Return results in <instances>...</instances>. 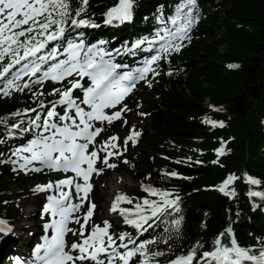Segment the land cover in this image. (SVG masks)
<instances>
[{
    "label": "snow or ice",
    "instance_id": "obj_1",
    "mask_svg": "<svg viewBox=\"0 0 264 264\" xmlns=\"http://www.w3.org/2000/svg\"><path fill=\"white\" fill-rule=\"evenodd\" d=\"M134 2L135 0H118V3L108 7L102 14L103 24L131 22ZM89 8L90 0H0V95L7 97L13 91L23 93L28 89L35 97L34 102L43 110L38 112L36 108L24 109L25 115L35 113L24 127H21L23 120L11 125L0 120L10 137L27 132L35 134L26 146L17 147L7 160L0 163L10 162L14 172L24 171L25 174L30 171L43 172L45 169L65 174L74 173L71 177L65 176L55 182L36 185L34 189L37 192L55 190L58 193L47 197L48 203L43 209V213L52 218L44 227L46 230L52 229L54 235L36 246L34 255L38 264H131L137 256L140 257L138 264H152L153 257L165 254L149 249V245L156 243L155 239L138 241L128 231L111 232L112 225L107 220L103 221V226L94 222L89 226L97 207L95 203L88 201L93 187L90 178L93 173L103 171L95 165L100 162L114 169L117 165L110 163L109 158L122 155L121 152L109 150L117 148V136L97 143L96 137L103 128L95 125L97 122L111 124L121 118L123 111H130L123 101L132 93L136 84L146 81L151 87L152 81L148 77L160 74L159 62L170 57L173 52L179 53L185 46L184 42L191 41L192 29L200 20L198 2L180 0L173 14L167 17L162 12L158 14L157 20L162 27L154 36H145L130 46L115 49L117 54L131 55H135L137 50H156V54L146 59L142 67L127 72L118 71L127 66L115 63L112 52L103 47L108 41L88 44L83 31L76 32L74 39L66 36L69 27L75 30L96 29L101 26L95 21ZM16 65H20V68L13 72ZM228 67L236 68L239 65ZM38 73L42 75H37ZM168 74L171 75V71ZM24 77L30 79L25 81ZM70 77L73 78L68 80L70 87L54 88L48 93L57 96L56 101L46 104L39 99L45 93L36 89H42L46 80L62 84ZM84 78L89 81L87 86L81 82ZM76 89L80 90L81 95L74 94ZM58 106L63 109L62 112L57 110ZM108 109L115 111H106ZM20 115V110L12 113L14 117ZM124 123L127 124V121ZM206 123L213 126L219 123L223 127V122ZM139 135L135 126H131L129 136L120 147L127 150L128 142L134 143ZM0 143H6V140H0ZM223 151V148L218 149L217 154L220 155ZM100 152L105 155L100 156ZM166 175L176 177L179 174L173 171ZM236 179V176L229 175L218 190L226 196H235V191L229 190V186ZM248 180L252 184L259 183L251 177ZM144 190L150 195L159 196L161 202L144 199L142 203H136L134 209H126L119 207L120 203L131 204L133 201L126 195L119 194L110 211L119 212L124 222L139 232L145 230L144 226L150 220L168 209L172 210L168 213L170 216L181 211L178 194L173 197L168 191H158L150 186ZM251 195L258 196L261 193ZM86 202L88 207L83 216L76 215ZM182 220V216L171 220L174 226L171 231L177 233V236L173 237L171 231L166 229L169 235L161 238L163 243L168 244L169 240L180 238ZM71 223L78 227H69ZM6 231L8 229L5 222L0 220V232ZM69 232L78 237L71 245L66 239ZM169 247L171 249V245ZM203 248L204 244L197 241L187 254L177 256L169 264H264V245L258 253L254 246H240L231 227L217 235L211 250L205 251ZM16 264H21V261L17 259Z\"/></svg>",
    "mask_w": 264,
    "mask_h": 264
},
{
    "label": "trees",
    "instance_id": "obj_2",
    "mask_svg": "<svg viewBox=\"0 0 264 264\" xmlns=\"http://www.w3.org/2000/svg\"><path fill=\"white\" fill-rule=\"evenodd\" d=\"M111 1L96 0L94 8L101 11ZM161 1L142 0L141 4L152 10ZM206 1L217 2L221 11L201 25L197 39L178 60L185 65L183 75L163 81L156 90L152 113L154 135L146 137L148 144L144 147L147 156L152 151L182 156L201 148L206 150V156H192L203 164L170 162L158 157L151 160L147 156L141 163L152 173L145 180L147 183L175 189L183 195L181 211L174 213V218L183 217L180 238L169 240L168 244L159 241V249L165 256L187 253L197 241L204 244L203 249H209L217 235L237 218L236 237L241 244L264 243L260 237L264 236V215L251 214L243 183L239 184L234 200L202 190L227 173L241 176L246 170L264 184V0ZM222 47L226 48L225 52ZM228 62L238 64L239 68L231 70ZM206 99L227 110V114L220 115L226 126L212 133L200 123L206 112ZM32 101L31 96L20 94L0 98V120L11 118L14 111ZM169 139L179 145L175 152L172 147L171 152L166 148ZM220 139L228 143V151L220 163L211 164L210 161L216 160L212 150L220 144ZM162 171H175L189 179H170ZM133 177L137 180L142 175L137 173ZM2 179L0 176V192L7 189ZM28 182L17 181L22 186ZM249 216H252L250 224ZM169 231L161 238H166ZM171 235L176 237L177 233L171 231ZM0 264L5 263L0 260Z\"/></svg>",
    "mask_w": 264,
    "mask_h": 264
},
{
    "label": "rangeland",
    "instance_id": "obj_3",
    "mask_svg": "<svg viewBox=\"0 0 264 264\" xmlns=\"http://www.w3.org/2000/svg\"><path fill=\"white\" fill-rule=\"evenodd\" d=\"M128 132L127 131H124L122 134H121V136L122 135H126ZM130 153L129 154H136V153H138V149H135V148H131L130 147ZM115 174H114V176H113V178L111 179V177L109 178V181H106V180H104L102 183H101V185H100V187H99V192L104 196V198H107V196H106V191H107V187L108 186H110L111 187V189L112 190H114V189H119V190H121L120 189V185H118V183H120L121 185H124L125 186V190L126 191H132L133 189H135L136 188V185H135V183L134 182H132V180L127 176V175H125L124 173H122V172H114ZM118 178H120L121 179V181H118V183L117 182H115V181H112V180H114V179H118ZM112 182H113V184H112ZM12 191H16L17 192V190H16V188L15 187H12L11 186V188H10ZM34 199L33 198H27L26 200L25 199H22V203H23V206H24V217L22 218V220H24V218H26L27 217V215H28V213L31 211H33L34 209H35V207H33V208H31L30 207V205L31 204H29L30 203V201H33ZM107 205H108V202L104 205V207H107ZM101 218H103V214H102V217ZM33 221L32 220H30V221H28V217H27V219H26V221H22V222H20L21 224L20 225H24V226H26V225H28V224H30V223H32ZM22 227V226H21ZM24 230H25V228H24ZM25 237H27V236H25Z\"/></svg>",
    "mask_w": 264,
    "mask_h": 264
},
{
    "label": "bare ground",
    "instance_id": "obj_4",
    "mask_svg": "<svg viewBox=\"0 0 264 264\" xmlns=\"http://www.w3.org/2000/svg\"><path fill=\"white\" fill-rule=\"evenodd\" d=\"M117 182H118V179H117ZM106 194H108V192H106ZM117 194V191H114V193L112 195H116ZM34 201L30 202L29 204H33ZM249 218V217H248ZM248 223L250 224V219L248 221ZM248 224V225H249Z\"/></svg>",
    "mask_w": 264,
    "mask_h": 264
}]
</instances>
